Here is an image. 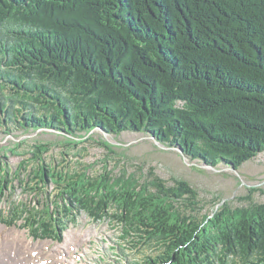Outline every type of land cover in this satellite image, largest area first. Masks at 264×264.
I'll list each match as a JSON object with an SVG mask.
<instances>
[{
	"label": "trees",
	"instance_id": "1",
	"mask_svg": "<svg viewBox=\"0 0 264 264\" xmlns=\"http://www.w3.org/2000/svg\"><path fill=\"white\" fill-rule=\"evenodd\" d=\"M12 124L55 129L64 146L92 130L147 132L191 160L238 169L264 151V0H0V126ZM34 148L38 186L28 174L25 189L46 203L13 201L0 222L60 242L85 211L161 249L146 264H264L261 188L240 198L247 206L214 196L203 212L196 186L169 185L153 166L59 174L40 157L50 146ZM41 181L61 188L58 199Z\"/></svg>",
	"mask_w": 264,
	"mask_h": 264
},
{
	"label": "rangeland",
	"instance_id": "2",
	"mask_svg": "<svg viewBox=\"0 0 264 264\" xmlns=\"http://www.w3.org/2000/svg\"><path fill=\"white\" fill-rule=\"evenodd\" d=\"M10 127L11 130L0 126V174L8 172V179L0 183V188H4V185L7 188L0 190V212L4 210L6 213L13 201H38L43 206L46 203L47 199L41 195L32 196L31 191L25 189V176L28 174H32L29 186H38L36 182L39 178L34 173L37 161L32 157V151L35 145L43 143L50 146V150L40 155L41 160L45 158L47 166L51 163L59 174L69 173L70 169H88L92 174H100L106 168L120 174L124 170L133 172L137 166H143L142 172L146 174L149 167L153 166L169 185L173 184V177L187 180L200 190L201 197L207 202L203 212L216 209L217 204L211 202L214 196L226 199L233 206H247L250 202L240 198L248 196L252 187L264 191V151L244 162L237 171L225 162L219 163L216 168L220 170L216 171L203 167L202 160H191L188 157L186 162L177 149L156 145L147 132L125 131L115 135L104 134L101 129L92 130L83 139L85 141L79 140L75 146H64L69 139L58 134L55 129L24 131L14 124ZM105 141L111 144L114 153L101 145ZM21 167L23 171L20 176L18 173ZM60 182L65 183V180ZM39 186L40 190L45 186L43 191L49 192L50 199H58L61 188L57 189V185L41 181ZM253 199L257 203H264V192H254ZM24 223L18 221L16 225H7L0 222V228L25 231L29 238L45 244L51 256L50 264H146L144 260L148 255L161 251L157 246L138 242V237H125L122 224L113 218L96 220L85 211L77 213L76 220L67 219L63 224V240L60 242L53 238L34 237L31 230L24 228Z\"/></svg>",
	"mask_w": 264,
	"mask_h": 264
},
{
	"label": "bare ground",
	"instance_id": "3",
	"mask_svg": "<svg viewBox=\"0 0 264 264\" xmlns=\"http://www.w3.org/2000/svg\"><path fill=\"white\" fill-rule=\"evenodd\" d=\"M47 250L25 231L0 228V264H50Z\"/></svg>",
	"mask_w": 264,
	"mask_h": 264
},
{
	"label": "water",
	"instance_id": "4",
	"mask_svg": "<svg viewBox=\"0 0 264 264\" xmlns=\"http://www.w3.org/2000/svg\"><path fill=\"white\" fill-rule=\"evenodd\" d=\"M102 131H103V133L104 134H108L106 131H104L103 129H101ZM151 138H153V140H154V142L156 143V145H158V146H161L162 148H165V149H177L178 151H179V153L181 154V156L184 158V160L187 162V155H186V153H185V151H184V149H183V147H177V148H175V147H171V146H168V145H165V144H163L162 142H160L157 138H156V136L154 135V134H152L151 135ZM110 141V140H109ZM111 142V141H110ZM115 144H121L120 142H114ZM202 166L203 167H205V168H213L214 170H216V171H219L220 169H217L215 166H213V165H210V164H207V163H205V162H203V164H202ZM229 166H231V168L233 169V170H236L237 171V168L233 165V164H230ZM246 185V184H245Z\"/></svg>",
	"mask_w": 264,
	"mask_h": 264
}]
</instances>
